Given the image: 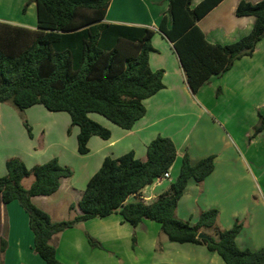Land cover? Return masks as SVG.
<instances>
[{
	"label": "trees",
	"instance_id": "trees-1",
	"mask_svg": "<svg viewBox=\"0 0 264 264\" xmlns=\"http://www.w3.org/2000/svg\"><path fill=\"white\" fill-rule=\"evenodd\" d=\"M167 1L157 31L172 45L193 95L210 78L229 71L235 61L251 57L264 38V0L237 4L236 17H253L255 21L248 34L229 44L209 43L198 26L222 0H202L195 6L193 0ZM32 3L36 7V29L0 21V104H8L17 112L29 137L32 134L26 109L41 105L49 112L67 113L71 126L79 129L77 153L84 156L89 152L91 137L107 140L111 135L91 120L90 114L129 131L146 114L143 102L164 88V72L149 67L155 30L106 23L110 0H29L23 12ZM258 118L254 136L264 130V114L258 113ZM175 159L173 141L161 136L147 145L145 161L136 159L133 152L105 158L77 203L80 213L72 220L53 222L32 203V198L55 194L61 179L73 176L72 169L61 166L55 158L30 169L19 158H10L5 163L6 175L0 177V203L20 204L34 236L33 251L45 264H64L50 243L54 236L114 214L133 228L144 220L155 222L169 242L205 246L224 264H264V249L251 251L237 246L243 222L236 220L230 229L218 230L217 209L202 211L195 224L175 215L188 182L201 185L213 172L214 155L191 164L185 154L167 192L149 205L140 200L127 203L130 196H138L168 172ZM29 177L33 182L25 188L22 181ZM200 233L205 237L199 238ZM88 242L102 248L90 237ZM6 246L2 237L0 254Z\"/></svg>",
	"mask_w": 264,
	"mask_h": 264
},
{
	"label": "crops",
	"instance_id": "crops-1",
	"mask_svg": "<svg viewBox=\"0 0 264 264\" xmlns=\"http://www.w3.org/2000/svg\"><path fill=\"white\" fill-rule=\"evenodd\" d=\"M28 1L20 0L19 4L23 5ZM201 1L193 0V6ZM240 1L242 0H222L199 21L198 26L209 43L229 44L252 29L255 21L253 17L238 18L234 14ZM244 1L255 4L260 0ZM167 8V0H110L104 18L106 23L155 30L151 43L154 52L149 55V67L152 71L164 72V88L143 102L145 116L138 120L131 130L126 131L99 115L90 114L89 118L108 129L111 135L107 140L91 137L87 144L88 154L81 156L77 153L76 141L79 129L71 126L67 113L49 112L41 105L26 109L24 114L32 134L29 137L17 112L10 105L2 103L0 177L6 175L5 163L10 158H19L29 169L54 158L61 166L71 168L73 176L61 179L55 194L32 198L36 207L46 212L53 222H57L53 213L65 204L69 207L74 205V215L80 213L77 203L88 181L98 171L105 158L115 159L133 152L136 159L145 161L147 145L158 136L166 137L173 141L176 148V159L169 169L171 179L144 188L138 195L149 198L144 203L149 205L159 195L168 191L171 182L178 176L185 154H188L191 164L214 155V170L205 181L200 186L193 180L188 182L177 204L176 217L195 224L202 211L217 209L219 215L216 229L227 230L236 220L241 221L243 228L236 238L237 246L251 251L264 249V191L259 183L264 180V158H246L240 147L242 145L244 148H250L257 142L264 145V131L249 142L248 138L252 132L246 131L241 135L233 129L232 135L225 118L227 115L245 114L247 110L257 113L261 106L258 105V100L264 98V38L257 44L251 57L235 61L229 71L210 78L193 95L188 89L172 45L157 31ZM32 11L36 13L33 3L25 12L22 9L26 17L10 24L36 29V15L34 18ZM224 101L228 105L233 102V106L227 108V113L223 107ZM69 128L70 133H67ZM25 180L22 184L29 188L31 185L26 187ZM138 200L137 196H130L127 203ZM49 202L53 203L54 209L48 208ZM112 216L118 217L116 223L119 226L129 225L119 214L107 218ZM139 226L145 227L147 236L143 240V237L140 238L135 248L131 247L129 242L109 237L108 226L107 235L105 238H98L99 243L107 249L109 248L106 243L114 247L110 255H117L118 251L129 249L134 258H138L143 245L142 251L150 253L149 260L163 261L162 264H224L217 254H211L205 246L169 242L163 237L165 235L159 234L161 231L155 228L151 221L144 220ZM65 232L54 236L50 243L56 248L58 260L69 264L63 256L68 254L77 261L81 258L82 251L79 240L68 237ZM210 232L212 233H206L210 235ZM2 237L7 243L5 252L0 254L2 264H45L33 251L34 236L29 228L28 216L17 201L7 205L0 203V239ZM119 244L121 245L118 247ZM97 257L93 256L91 259ZM102 259L103 262L99 264H111L108 257ZM80 260L83 264H91L88 260Z\"/></svg>",
	"mask_w": 264,
	"mask_h": 264
},
{
	"label": "rangeland",
	"instance_id": "rangeland-1",
	"mask_svg": "<svg viewBox=\"0 0 264 264\" xmlns=\"http://www.w3.org/2000/svg\"><path fill=\"white\" fill-rule=\"evenodd\" d=\"M19 1L20 0H0V21L10 24V22H14L15 20L20 21L22 20V17H26L24 16V13L22 12V9L25 4L20 5ZM35 15L36 13L32 11V16L34 18H35ZM27 17H29V13ZM219 94H220V91L218 90L217 95ZM230 104L231 105H228V103L224 101L223 107L226 110V113L229 110L227 108H231L233 106V102H231ZM258 105H261V106L258 108L257 113L247 110V113L245 114L240 113L237 116L227 115L225 117L227 119V124H228L227 128L229 129L231 134L233 132L232 131L233 129H236V131L240 133L241 135L244 134L246 131L252 132L251 136H249L248 138L249 142L258 135L257 134L256 136H254L253 134H254L255 127L259 124L258 113H261V112L264 113V98L258 100ZM240 147H241L243 154L246 156V158H249V159L250 158H253V159L264 158V145L261 144L260 142H257L255 145H253L250 148H244L242 145H240ZM32 182H33L32 177L26 178V180L24 181V185L28 187L32 184ZM259 183H260V187L264 191V180H261ZM48 208L50 210L54 209L52 202H49ZM53 216H54V219L58 221H69V220H72L75 215L73 211L70 210V207L65 204L64 206L57 209V211L53 213ZM117 220H118L117 216H112L110 218H107L106 220L94 219V220H90L87 223L78 225L72 229L66 230L65 233H67L66 235L68 237L74 238L75 240L77 239L79 240L78 244L82 252H80L81 258H79L77 261L73 258V256L65 254L63 256L65 262L69 264H83L82 261L80 260L82 259L84 262L88 260L91 264H99L103 262L102 258L108 257L109 258L108 262H110L111 264H162L163 261L161 262L150 261L149 260L151 258L150 253L145 250L142 251L143 245L139 252V255L137 256L138 258H134L135 256L133 255V252L130 251L129 249L118 251L117 255H110L112 254L111 249H114V247L110 243H106V246L109 249H107L104 245L102 246V243H100L102 248L92 247L89 244L88 237L96 240L97 242H99L98 238H105V236L107 235L106 226H108V231L110 230V232L108 233L109 237H112L113 239H119V241H122V242H129L131 244V247L133 248L137 246L140 238L143 237L142 238L143 240L147 236V231L145 230L144 226H138L137 228H132L129 225H126L125 227L124 226L121 227L119 226V224L116 223ZM151 223L154 225L155 228L161 231L158 224L153 223V222ZM159 234L163 236L162 232H159ZM210 234H213V232L212 233L210 232ZM65 240H66V236H65V239H63V244L65 243ZM120 245L121 244H119L118 247ZM93 256H98V257L97 259L93 260L91 259L93 258Z\"/></svg>",
	"mask_w": 264,
	"mask_h": 264
},
{
	"label": "built area",
	"instance_id": "built-area-1",
	"mask_svg": "<svg viewBox=\"0 0 264 264\" xmlns=\"http://www.w3.org/2000/svg\"><path fill=\"white\" fill-rule=\"evenodd\" d=\"M171 178H170V174H169V171L164 173L161 177L157 178L155 181H154V184L155 185H159L161 184L162 182L164 181H169ZM137 198L140 200V201H143L145 202V200H148L149 198H146V197H141V196H137Z\"/></svg>",
	"mask_w": 264,
	"mask_h": 264
},
{
	"label": "water",
	"instance_id": "water-1",
	"mask_svg": "<svg viewBox=\"0 0 264 264\" xmlns=\"http://www.w3.org/2000/svg\"><path fill=\"white\" fill-rule=\"evenodd\" d=\"M198 237H199V238H204V237H205V235H204V234H202V233H200V234L198 235Z\"/></svg>",
	"mask_w": 264,
	"mask_h": 264
}]
</instances>
